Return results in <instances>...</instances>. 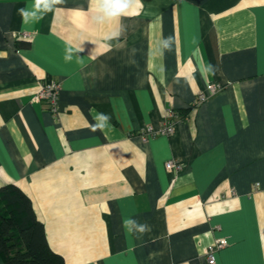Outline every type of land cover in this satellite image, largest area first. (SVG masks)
Masks as SVG:
<instances>
[{"label":"crops","instance_id":"0c3cea01","mask_svg":"<svg viewBox=\"0 0 264 264\" xmlns=\"http://www.w3.org/2000/svg\"><path fill=\"white\" fill-rule=\"evenodd\" d=\"M31 3L0 0V187L31 197L64 264H209L218 237L216 264H264V0H139L105 24L64 0L24 24ZM52 81L58 113L32 97ZM170 109L172 133H140Z\"/></svg>","mask_w":264,"mask_h":264},{"label":"trees","instance_id":"16d2710c","mask_svg":"<svg viewBox=\"0 0 264 264\" xmlns=\"http://www.w3.org/2000/svg\"><path fill=\"white\" fill-rule=\"evenodd\" d=\"M44 228L31 197L20 186L10 182L0 187V255L5 264H64Z\"/></svg>","mask_w":264,"mask_h":264},{"label":"clouds","instance_id":"9594fccd","mask_svg":"<svg viewBox=\"0 0 264 264\" xmlns=\"http://www.w3.org/2000/svg\"><path fill=\"white\" fill-rule=\"evenodd\" d=\"M64 0H32L31 4H26L24 7L18 9V14L21 17L22 23L31 24L34 23L41 13L52 12L56 9V6L62 4ZM96 5L93 16V21L97 24H105L113 20H118L120 17L127 14L129 9L133 5L138 4L139 0H93ZM121 35L119 29L112 31L108 36V39H118ZM172 42V38H168L162 41L163 48H169ZM66 61L72 59V49H66L64 56ZM97 119L101 121H107L110 119L106 113H98ZM102 126V125H101ZM123 226L127 231L132 232L135 229L137 232L143 234L150 231V226L145 224H138L132 220H125Z\"/></svg>","mask_w":264,"mask_h":264},{"label":"built area","instance_id":"2783aa9c","mask_svg":"<svg viewBox=\"0 0 264 264\" xmlns=\"http://www.w3.org/2000/svg\"><path fill=\"white\" fill-rule=\"evenodd\" d=\"M16 38L29 39L30 33L23 31L20 33H16ZM60 81H52L46 83L37 93H35L33 97L34 100L37 101H47L49 103V109L53 113H58V98L59 93L62 88V84ZM221 87L220 83L210 82L206 88V90H201L197 95L195 101H193L194 106H199L200 103L207 100L211 94L215 93ZM167 119L164 121V124L160 127V129L153 128V126H146L144 129L140 130V133L146 137L147 135L157 134V133H172L175 129L174 123V111L173 109L168 110ZM167 169L171 170L175 174H178L186 167V163L179 160L178 158H170L167 159L166 162ZM228 240L226 237H218L213 243L209 244L206 248V255L208 258L209 264H216L215 252L217 249L223 248L227 246Z\"/></svg>","mask_w":264,"mask_h":264}]
</instances>
